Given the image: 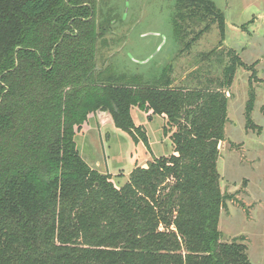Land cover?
<instances>
[{"label":"trees","instance_id":"obj_1","mask_svg":"<svg viewBox=\"0 0 264 264\" xmlns=\"http://www.w3.org/2000/svg\"><path fill=\"white\" fill-rule=\"evenodd\" d=\"M174 1L179 41L205 24L185 48L214 24L225 40L213 0ZM97 2L0 0V264H253L245 237L223 242L219 230L233 199L218 170L226 93L245 63L220 46L199 53L201 66L181 84L171 67L152 78L119 73L101 55L110 27L96 21ZM255 100L251 84L247 128ZM134 108L164 117L173 152L118 187L82 157L75 136L104 110L148 144Z\"/></svg>","mask_w":264,"mask_h":264},{"label":"rangeland","instance_id":"obj_2","mask_svg":"<svg viewBox=\"0 0 264 264\" xmlns=\"http://www.w3.org/2000/svg\"><path fill=\"white\" fill-rule=\"evenodd\" d=\"M97 1L96 21L110 27L100 40L101 55L105 61L111 59L119 73L152 78L171 67L176 84H181L188 73L201 66L199 53L220 46L236 50L245 63L237 69L226 93L229 120L225 140L219 145L218 170L222 192L233 199L227 200L221 211L219 230L223 242L245 237L250 261L264 264V0H213L226 16L225 40L214 24L190 49L185 44L205 24L179 41L173 23L174 0ZM107 19L111 23H106ZM251 84L256 95L252 112L255 127L247 128L245 112ZM104 112L101 119L95 112L93 121L101 125L99 128L89 129L88 120L75 140L82 157L99 172H109L116 186L124 185L136 166L173 152L164 134L162 115L148 119L144 111L135 108L134 122L145 130L147 144L142 137L136 141L119 129L112 115ZM134 134L140 133L136 129Z\"/></svg>","mask_w":264,"mask_h":264},{"label":"crops","instance_id":"obj_3","mask_svg":"<svg viewBox=\"0 0 264 264\" xmlns=\"http://www.w3.org/2000/svg\"><path fill=\"white\" fill-rule=\"evenodd\" d=\"M134 110H135V108L133 109V111H132V114H133V112H134ZM97 113V115H98V117L101 119L104 115H101L99 112H96ZM105 114H106V112H105ZM110 114V113H109ZM95 113H92V114H90L89 115V129L91 128V126L92 127H96L97 126V128H99V126H101V125H99L98 124V122L97 121H93V120H96L95 118H96V116H97ZM145 115H146V113H145ZM147 116V115H146ZM154 116V115H153ZM153 116H152V118H153ZM93 122V123H92ZM88 123V121L86 122V124ZM153 148V147H152ZM172 150H173V146H172ZM155 152V151H154ZM157 153H161V152H157ZM142 166H144V165H142Z\"/></svg>","mask_w":264,"mask_h":264},{"label":"water","instance_id":"obj_4","mask_svg":"<svg viewBox=\"0 0 264 264\" xmlns=\"http://www.w3.org/2000/svg\"><path fill=\"white\" fill-rule=\"evenodd\" d=\"M99 113L101 114V115H104L105 114V112L104 111H99Z\"/></svg>","mask_w":264,"mask_h":264}]
</instances>
